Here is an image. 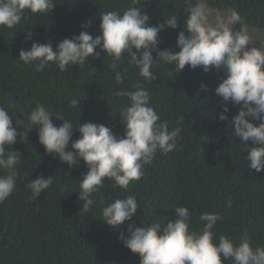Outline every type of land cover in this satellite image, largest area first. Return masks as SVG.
Segmentation results:
<instances>
[{"label": "trees", "instance_id": "1", "mask_svg": "<svg viewBox=\"0 0 264 264\" xmlns=\"http://www.w3.org/2000/svg\"><path fill=\"white\" fill-rule=\"evenodd\" d=\"M54 3L52 13L33 15L26 11L25 18L13 29L0 27V107L13 116L14 126L16 120H24V127L16 129L21 138L12 146L22 158L16 168V187L0 203V264H139L138 256L124 247L121 235L127 237L129 224L166 226L175 219L177 207L189 209L190 230L203 228L199 220L202 214L215 213L222 217L213 229L215 238L225 235L238 243L246 232L253 248L264 247V170L258 173L249 169L246 154L251 142L240 143L231 136L228 122L219 120L223 101L215 88L226 78L224 73L215 68L205 73L201 67L193 70L186 66L170 77L168 72L174 71L173 66L162 65L152 69L157 78L145 82L125 57L117 69L122 73L126 70L124 83L117 85L109 67L111 60L103 53L98 59L90 58L84 67L72 66L65 71L54 64L37 71L34 64L18 63L20 50H30L33 42L51 41L55 45L84 30L93 37L99 35L100 14L123 12L131 0ZM136 6L144 8L149 26L172 15L180 19L175 30L165 29L158 35L160 50L179 51L176 42L184 28L183 0H141ZM224 8L237 11L240 23L246 27L264 31V0H226ZM87 22L91 26L82 28ZM28 32L32 33L31 40ZM137 82L149 91L150 104L160 116L158 122L166 121L169 131L181 129L177 146L167 154L157 151L151 164L143 169L144 175L127 191L105 180L94 194L95 203L84 211L77 193L79 180L87 171L84 162L80 160L78 166L69 168L58 156L46 155L38 142V128L29 125L28 116L37 104H43L53 114L56 126L63 123L56 118L71 120L74 127L80 119L82 124L110 127L120 137L124 128L119 111L127 99L114 97L113 92L134 90ZM202 84L207 91L201 90ZM72 99L81 100L80 115L78 109L70 107ZM10 101L14 107L9 106ZM228 107L230 120L238 114L240 105L229 102ZM251 122L258 126V121ZM26 133L27 139L23 138ZM79 137L75 131L72 140ZM6 174L7 170L0 171V175ZM40 176H53L54 182L33 199L27 185ZM126 195L137 198V213L120 229L113 230L102 220V208Z\"/></svg>", "mask_w": 264, "mask_h": 264}, {"label": "clouds", "instance_id": "2", "mask_svg": "<svg viewBox=\"0 0 264 264\" xmlns=\"http://www.w3.org/2000/svg\"><path fill=\"white\" fill-rule=\"evenodd\" d=\"M141 0H131L123 12L112 10L100 14L99 35L93 37L87 30L79 35L64 39L57 44L49 41L41 44L33 42L30 50L21 49L18 63L35 65L37 71L56 65L60 71L68 67H84L89 59L107 55L109 67L114 73L117 85H123L126 70H117L125 57L128 64L138 70L145 82L157 77L152 71L162 65L173 66L170 77L181 73L186 66L195 70L201 67L205 73L212 68L220 70L226 78L222 79L215 94L222 98L223 111L219 114L221 122L227 121L232 135L242 144L251 147L246 154L248 167L256 172L264 170V45L253 46L251 37L244 28L234 31L241 21L235 10H226V0H183L184 28L179 32L176 47L179 51L160 50L158 35L165 29L175 30L180 19L172 15L162 23L149 26V17L144 8L136 5ZM54 0H0V27L13 29L23 18L25 12L43 15L54 10ZM221 7L222 9H217ZM231 11V12H230ZM227 15L226 17L216 13ZM209 15L216 16L210 22ZM90 22L82 25L87 29ZM187 33V35H186ZM27 38L31 40L32 33ZM99 49V51H97ZM135 50V51H134ZM155 53V59L153 57ZM134 90L120 89L113 92L114 97H125L127 104L119 111L123 136L117 137L110 127L103 124L79 123L74 127L71 120L56 126L53 114L43 105L37 106L28 116V122L38 128V142L46 155L58 156L62 164L69 168L78 166L82 160L87 171L79 180V200L86 211L95 203L94 194L104 186L105 180L112 182L114 188L127 191L134 181L143 175L146 165L151 164L157 151L167 154L177 146L181 129L169 131L168 123L160 121L159 114L151 106V96L143 84L137 82ZM201 90L207 91L206 85ZM80 99H72L70 107L78 109ZM240 105L238 114L230 120L228 103ZM10 107L14 104L10 101ZM258 121V126L251 122ZM17 127H24V120H16L9 111L0 107V203H3L15 190L16 168L21 163V153L13 151L12 146L21 138ZM80 133L73 141V133ZM28 133L23 138L27 139ZM71 142V151L68 150ZM54 177L31 179L27 187L32 198L50 189ZM139 204L134 195L117 198L102 208V220L113 230H118L131 221L137 213ZM231 207V203L227 205ZM175 219L162 226L153 223L137 227L129 224L127 237L121 235L124 247L139 258V264H264V247L251 246L245 232L234 243L228 236L214 237V227L222 217L215 213H204L199 217L203 228L190 230L191 214L186 207L174 209ZM162 230V234H161ZM223 257V260L222 258Z\"/></svg>", "mask_w": 264, "mask_h": 264}, {"label": "rangeland", "instance_id": "3", "mask_svg": "<svg viewBox=\"0 0 264 264\" xmlns=\"http://www.w3.org/2000/svg\"><path fill=\"white\" fill-rule=\"evenodd\" d=\"M215 17L216 16L209 15L210 21H214ZM240 28H244L247 30L249 36L251 37L252 43L254 44L253 46L259 47L264 45V31L250 29L240 22L235 25L234 31H238Z\"/></svg>", "mask_w": 264, "mask_h": 264}, {"label": "water", "instance_id": "4", "mask_svg": "<svg viewBox=\"0 0 264 264\" xmlns=\"http://www.w3.org/2000/svg\"><path fill=\"white\" fill-rule=\"evenodd\" d=\"M217 15H220V16H223V17L225 16V14H222V13H219V12L216 13V16Z\"/></svg>", "mask_w": 264, "mask_h": 264}]
</instances>
